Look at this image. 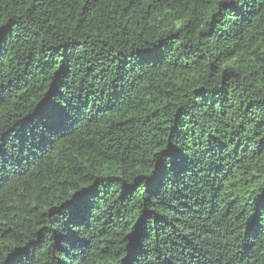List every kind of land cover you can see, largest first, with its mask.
Wrapping results in <instances>:
<instances>
[{
	"label": "trees",
	"instance_id": "1",
	"mask_svg": "<svg viewBox=\"0 0 264 264\" xmlns=\"http://www.w3.org/2000/svg\"><path fill=\"white\" fill-rule=\"evenodd\" d=\"M0 252L264 264V0H0Z\"/></svg>",
	"mask_w": 264,
	"mask_h": 264
},
{
	"label": "snow or ice",
	"instance_id": "2",
	"mask_svg": "<svg viewBox=\"0 0 264 264\" xmlns=\"http://www.w3.org/2000/svg\"><path fill=\"white\" fill-rule=\"evenodd\" d=\"M163 151V150H159ZM90 195L89 192L86 191H78L77 193H74L73 196L70 198L69 202L65 205L66 207L76 208L80 206L86 198ZM136 230H134L130 236L129 239H133L136 236ZM0 264H5V256L2 252H0ZM7 264H15L14 257H8L7 258Z\"/></svg>",
	"mask_w": 264,
	"mask_h": 264
}]
</instances>
